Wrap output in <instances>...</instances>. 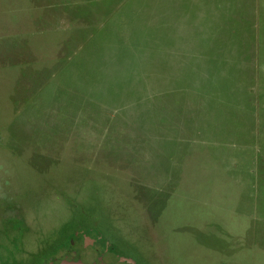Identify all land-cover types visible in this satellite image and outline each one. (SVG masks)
<instances>
[{"label": "rangeland", "instance_id": "rangeland-1", "mask_svg": "<svg viewBox=\"0 0 264 264\" xmlns=\"http://www.w3.org/2000/svg\"><path fill=\"white\" fill-rule=\"evenodd\" d=\"M203 1L0 0V264H264V35Z\"/></svg>", "mask_w": 264, "mask_h": 264}, {"label": "trees", "instance_id": "trees-1", "mask_svg": "<svg viewBox=\"0 0 264 264\" xmlns=\"http://www.w3.org/2000/svg\"><path fill=\"white\" fill-rule=\"evenodd\" d=\"M239 7L235 2L232 0H204L202 6V24L204 23L205 28L207 27L209 34L207 36H202L203 39L209 40V50L217 51V53H221V46L227 45L228 48L232 50L230 55L233 58L237 59L238 65L242 64L245 61H249L247 59L248 52H249V45L247 47V42L244 36V30L248 28V30L258 31L260 35H264V0H257L256 1V10H257V20L254 22L251 17L255 15V9L252 4V12L247 13L245 12V7L250 6L248 0H239ZM244 11V12H243ZM125 27L129 28L127 23L124 24ZM212 27V28H211ZM114 28V27H113ZM131 36L130 32L128 31V36ZM151 39V37H150ZM149 39V41H150ZM202 39V41H204ZM125 42V39H119L118 41ZM148 41V42H149ZM262 46L259 43V48ZM235 50V51H234ZM121 58L134 56V53L128 48L127 46H123ZM229 55V54H228ZM261 52L258 54L259 58V68L262 69L260 61ZM220 61H210L209 64H204L210 66V71H213L214 67L219 64ZM217 67V66H216ZM238 72V71H237Z\"/></svg>", "mask_w": 264, "mask_h": 264}, {"label": "flooded vegetation", "instance_id": "flooded-vegetation-1", "mask_svg": "<svg viewBox=\"0 0 264 264\" xmlns=\"http://www.w3.org/2000/svg\"><path fill=\"white\" fill-rule=\"evenodd\" d=\"M78 245H79V242L77 243L76 241H72V250L71 251H73L72 254H73V256H75L74 262L69 263L67 261L68 260L67 259L68 255H66V258H63L60 261L53 262L52 264H80V263L81 264H85V263H83V259H82L83 255H82V253L79 250H77ZM74 247H76V248H74ZM92 262H99V261H92ZM92 262H90V263H92ZM99 263H103V262H99ZM116 263H119V260H117ZM86 264H88V263H86Z\"/></svg>", "mask_w": 264, "mask_h": 264}, {"label": "water", "instance_id": "water-1", "mask_svg": "<svg viewBox=\"0 0 264 264\" xmlns=\"http://www.w3.org/2000/svg\"><path fill=\"white\" fill-rule=\"evenodd\" d=\"M88 264H106V263L92 262V263H88Z\"/></svg>", "mask_w": 264, "mask_h": 264}]
</instances>
